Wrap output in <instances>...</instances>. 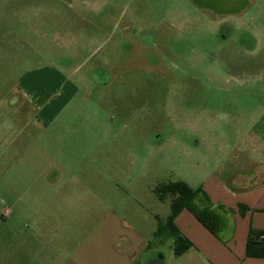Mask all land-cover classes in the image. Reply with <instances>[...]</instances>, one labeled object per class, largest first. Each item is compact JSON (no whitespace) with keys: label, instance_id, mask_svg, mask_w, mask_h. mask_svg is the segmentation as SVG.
<instances>
[{"label":"rangeland","instance_id":"rangeland-1","mask_svg":"<svg viewBox=\"0 0 264 264\" xmlns=\"http://www.w3.org/2000/svg\"><path fill=\"white\" fill-rule=\"evenodd\" d=\"M213 1L0 0V207L10 173L72 172L148 227L162 182L227 181L264 129V0Z\"/></svg>","mask_w":264,"mask_h":264},{"label":"crops","instance_id":"crops-1","mask_svg":"<svg viewBox=\"0 0 264 264\" xmlns=\"http://www.w3.org/2000/svg\"><path fill=\"white\" fill-rule=\"evenodd\" d=\"M259 123L263 124L258 119ZM260 126L248 129L243 149L249 154L238 159V147L232 149L227 181L206 182L213 202L224 205L231 215L223 238L184 209L175 223L192 245L176 255L173 238L155 236L158 220L148 227L128 220L96 193L82 189L80 175L18 171L6 175L2 185L0 264H264V257L246 255L250 228L264 231V129ZM90 196L96 202L92 215L97 211L101 219H90ZM168 241L169 252L164 250Z\"/></svg>","mask_w":264,"mask_h":264},{"label":"trees","instance_id":"trees-1","mask_svg":"<svg viewBox=\"0 0 264 264\" xmlns=\"http://www.w3.org/2000/svg\"><path fill=\"white\" fill-rule=\"evenodd\" d=\"M157 196L164 200L170 196L171 214L165 219L158 217L155 232L157 237H172L173 249L176 255H182L192 245L175 223L179 213L187 209L203 223L213 234L223 238L231 223V215L222 204L213 202L210 195L202 187L192 188L183 181L162 182L156 188ZM240 208L247 206L240 205ZM264 231L250 228L246 243V255L264 257Z\"/></svg>","mask_w":264,"mask_h":264},{"label":"built area","instance_id":"built-area-1","mask_svg":"<svg viewBox=\"0 0 264 264\" xmlns=\"http://www.w3.org/2000/svg\"><path fill=\"white\" fill-rule=\"evenodd\" d=\"M4 214L7 215V214H8V211L6 210V211L4 212ZM262 237H264V234L262 235Z\"/></svg>","mask_w":264,"mask_h":264}]
</instances>
